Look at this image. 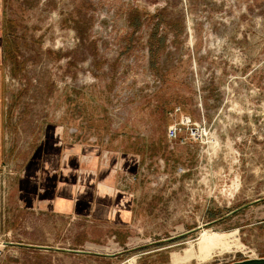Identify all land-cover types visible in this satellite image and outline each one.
I'll use <instances>...</instances> for the list:
<instances>
[{
  "label": "rangeland",
  "instance_id": "obj_1",
  "mask_svg": "<svg viewBox=\"0 0 264 264\" xmlns=\"http://www.w3.org/2000/svg\"><path fill=\"white\" fill-rule=\"evenodd\" d=\"M5 8L10 92L28 98L15 109L61 123L73 141L140 158L127 177L140 192L136 223L91 237L82 222L79 249L163 240L261 199L121 264L264 257V0H6ZM23 137L14 134L16 150ZM17 172L9 162L0 169L1 197ZM65 225L56 243L71 237ZM14 237H0V264H105L40 258L7 244ZM52 237L40 230L31 239Z\"/></svg>",
  "mask_w": 264,
  "mask_h": 264
},
{
  "label": "crops",
  "instance_id": "obj_2",
  "mask_svg": "<svg viewBox=\"0 0 264 264\" xmlns=\"http://www.w3.org/2000/svg\"><path fill=\"white\" fill-rule=\"evenodd\" d=\"M5 5L6 0H0V169L9 162L17 165L18 172L8 179L6 195L0 196V237L13 233L14 239L7 240L11 247H24L40 258L51 255L56 260L71 255L68 257L79 259L88 255L105 264H117V260L121 264V258L131 251L159 244L162 239L113 252L88 249L115 256L74 251L81 248L80 242L75 243L74 234L79 233L82 222L88 228L87 236L101 227L116 231L136 223L140 192L136 186L130 187L127 177L131 176L129 172H137L140 158L108 150L100 143L73 141L61 123L44 124L36 118L32 121L29 110L15 109L20 100L25 102L28 98L10 92ZM15 133L27 135L22 138L23 147L17 150L13 146ZM64 225L71 227V237L56 243ZM18 228L23 231L21 234ZM40 230L55 237L48 241L31 239Z\"/></svg>",
  "mask_w": 264,
  "mask_h": 264
},
{
  "label": "water",
  "instance_id": "obj_3",
  "mask_svg": "<svg viewBox=\"0 0 264 264\" xmlns=\"http://www.w3.org/2000/svg\"><path fill=\"white\" fill-rule=\"evenodd\" d=\"M261 201V199H257V200H254L250 203H247L245 205H242L240 207H238L237 209H234L232 211H230L229 213H227L226 215L218 218V219H215L213 221H210L206 224L203 225H199L195 228H192L190 229L189 231L187 232H184V233H181L179 235H176V236H173V237H170V238H166V239H163L161 240L160 242H167V241H170V240H174L176 238H179V237H182V236H185L187 234H191V233H194V232H197L201 229H203V227L205 226H209L210 224H213V223H216L220 220H224L234 214H236L237 212L241 211L242 209L248 207V206H251L257 202ZM160 242H157V243H160ZM7 244H11V243H7ZM33 247H37V248H49V247H42V246H33ZM75 252H79V253H84V254H92V255H106V256H115L116 254H111V253H103V252H97V251H91V250H83V249H79V250H74ZM228 264H264V257H254V258H246V259H242V260H239V261H235V262H232V263H228Z\"/></svg>",
  "mask_w": 264,
  "mask_h": 264
},
{
  "label": "bare ground",
  "instance_id": "obj_4",
  "mask_svg": "<svg viewBox=\"0 0 264 264\" xmlns=\"http://www.w3.org/2000/svg\"><path fill=\"white\" fill-rule=\"evenodd\" d=\"M208 174V173H207ZM226 176L222 177V179H225ZM204 179L206 180L207 179V175H204ZM233 186L230 187V191H231V194L232 193H235L241 186L240 184V180H239V176L237 175L235 179H233ZM227 187H229L230 185H225ZM222 189H223V186H220V190H219V193L221 194L222 193ZM228 189V188H226ZM215 190H213V187L210 189V191L206 190V192H209V193H214ZM229 194V192H228ZM227 195V194H226ZM229 196V195H228Z\"/></svg>",
  "mask_w": 264,
  "mask_h": 264
}]
</instances>
